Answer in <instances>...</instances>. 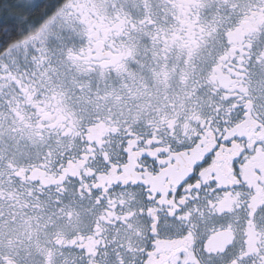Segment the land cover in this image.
Segmentation results:
<instances>
[{
  "label": "flooded vegetation",
  "instance_id": "af4514ba",
  "mask_svg": "<svg viewBox=\"0 0 264 264\" xmlns=\"http://www.w3.org/2000/svg\"><path fill=\"white\" fill-rule=\"evenodd\" d=\"M102 4L0 53V264H264V0Z\"/></svg>",
  "mask_w": 264,
  "mask_h": 264
},
{
  "label": "rangeland",
  "instance_id": "374dc122",
  "mask_svg": "<svg viewBox=\"0 0 264 264\" xmlns=\"http://www.w3.org/2000/svg\"><path fill=\"white\" fill-rule=\"evenodd\" d=\"M36 1L37 0H19L18 2H20V8L23 7L24 9H29ZM104 1L110 4V8L113 6L115 0H65L58 6L52 15L47 17L37 27L32 28L22 38L23 40L30 42H40L49 38H77L74 33V27L71 26L74 22L70 20L71 18L66 19V15L70 12L69 10L74 9L78 4H84L89 6L86 8H89L91 13L97 15V10H101V5H103L102 2ZM96 5L98 6V9ZM99 14L101 15L100 11ZM104 14L105 13L102 12L101 16ZM5 18L19 19L20 16L14 14L10 10L5 14ZM94 29H97V27L91 23L90 30L94 31ZM26 53V47L23 43L14 44V46L8 48L0 55V68L9 70L11 66L16 64L19 65L28 56Z\"/></svg>",
  "mask_w": 264,
  "mask_h": 264
},
{
  "label": "trees",
  "instance_id": "16d2710c",
  "mask_svg": "<svg viewBox=\"0 0 264 264\" xmlns=\"http://www.w3.org/2000/svg\"><path fill=\"white\" fill-rule=\"evenodd\" d=\"M18 1L0 0V53L9 43L22 38L52 15L65 0H37L29 9L20 8ZM8 9L20 18H5Z\"/></svg>",
  "mask_w": 264,
  "mask_h": 264
}]
</instances>
